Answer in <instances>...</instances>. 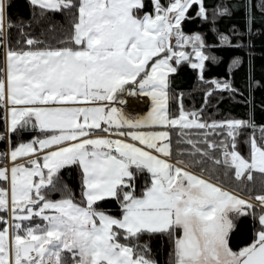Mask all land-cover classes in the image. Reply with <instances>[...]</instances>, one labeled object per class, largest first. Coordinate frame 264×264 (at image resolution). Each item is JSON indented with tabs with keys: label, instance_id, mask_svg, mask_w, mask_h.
<instances>
[{
	"label": "snow or ice",
	"instance_id": "6c2138e0",
	"mask_svg": "<svg viewBox=\"0 0 264 264\" xmlns=\"http://www.w3.org/2000/svg\"><path fill=\"white\" fill-rule=\"evenodd\" d=\"M28 4L30 17L16 21L14 0H0V139L8 140L0 152V264H161L156 236L165 238L167 264H264V191L243 195L254 191L245 180L264 177V124L251 112L205 119L202 109L186 110L173 86L189 65L209 85L205 103L216 90L238 91L227 78L205 81L206 62L220 57L203 31L185 25L211 21L214 39L231 45L216 20L243 6L251 32L253 0L211 9L207 0ZM255 6L264 11V0ZM45 24L55 39L30 31ZM241 65L233 56L229 71ZM255 86L264 85L252 76L250 54L249 92ZM129 96L147 97V111L129 113ZM24 129L38 134L14 140ZM73 165L79 196L61 176ZM113 200L115 208L102 206ZM249 217L253 238L234 248Z\"/></svg>",
	"mask_w": 264,
	"mask_h": 264
},
{
	"label": "trees",
	"instance_id": "16d2710c",
	"mask_svg": "<svg viewBox=\"0 0 264 264\" xmlns=\"http://www.w3.org/2000/svg\"><path fill=\"white\" fill-rule=\"evenodd\" d=\"M147 2V0H146ZM231 5L237 3L238 0H226ZM258 0H253L252 13L254 19L252 21V30L249 32L247 11L241 6L233 8L230 14H224L217 18L216 26L221 31H228L232 34L233 43L231 45H219L217 39H214V34L211 33V21H204L200 18L189 20L185 27L191 30L203 31L208 37V43L215 45L211 51L217 57H220L218 61L209 60L206 62L207 67L205 71V81L211 80L212 77L227 78L231 80L233 86L238 89L237 92H229L223 90H216L210 94L205 103V93L209 86L204 81L199 79L198 70L192 69L189 65H184L180 75L174 78V88L184 93V105L186 110L202 109L205 119L209 118H225V117H237L247 119L249 112L257 124H264V86H255L248 90V74H249V56L251 54V67L252 76L254 80H261V85H264V11L259 7H256ZM221 3V0H207L209 9L216 4ZM239 3L243 5L244 0H239ZM16 7L12 9V15L14 20L27 19L31 14V6L28 4V0H14ZM59 20L60 17H55ZM235 25V29H233ZM30 31L39 39H55L54 34L47 30V25H33ZM11 32L15 38L18 35V29L12 28ZM43 33V34H42ZM238 41H242L243 44H238ZM239 55L242 57V65L233 68L229 71L228 65L231 62L233 56ZM251 94V101L249 96ZM178 104L176 105L178 114ZM203 106V108H202ZM173 131V142L178 139L176 132L179 131L177 126ZM249 132L251 129L248 130ZM0 132H5L4 110L0 108ZM38 132L32 129L21 130L18 134L13 136V139L17 142L19 140H28L32 136L37 135ZM257 134H259L257 130ZM188 147V145H182ZM7 143L5 139L0 140V152L5 151ZM242 149L246 153L248 150L247 144H242ZM185 159L187 163V157L174 156L173 159ZM211 166L210 162L209 165ZM255 179L253 181H246L249 187H252L254 191L252 193L243 192L245 196H255L260 191H264V177L258 172L254 173ZM63 180L72 188L77 196L80 194V170L77 166H67L61 171ZM238 181L233 178L232 186L235 187ZM54 198L59 197V193L52 194ZM103 207H116V202L110 201L108 204L102 205ZM2 214V213H0ZM247 223L249 228L244 231L243 234H235L232 236L230 243L236 248L243 246L244 243H250L253 238V232L251 230V217L248 218ZM151 245L153 252L156 254L157 259L161 264H167V246L165 244L164 237H151Z\"/></svg>",
	"mask_w": 264,
	"mask_h": 264
},
{
	"label": "crops",
	"instance_id": "0c3cea01",
	"mask_svg": "<svg viewBox=\"0 0 264 264\" xmlns=\"http://www.w3.org/2000/svg\"><path fill=\"white\" fill-rule=\"evenodd\" d=\"M149 107L148 98H140L136 96L127 97V111L129 113L145 112ZM11 162V161H10Z\"/></svg>",
	"mask_w": 264,
	"mask_h": 264
},
{
	"label": "built area",
	"instance_id": "2783aa9c",
	"mask_svg": "<svg viewBox=\"0 0 264 264\" xmlns=\"http://www.w3.org/2000/svg\"><path fill=\"white\" fill-rule=\"evenodd\" d=\"M0 140H2V139H0ZM5 141H6V143H7V147H8V140L7 139H5ZM7 149V148H6ZM9 163H11L10 161H9Z\"/></svg>",
	"mask_w": 264,
	"mask_h": 264
}]
</instances>
